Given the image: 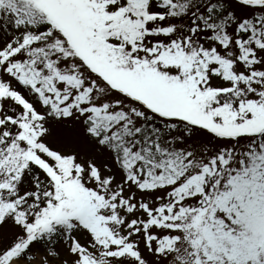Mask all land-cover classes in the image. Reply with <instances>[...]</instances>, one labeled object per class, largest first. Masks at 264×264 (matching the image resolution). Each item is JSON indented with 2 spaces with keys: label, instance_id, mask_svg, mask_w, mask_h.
<instances>
[{
  "label": "snow or ice",
  "instance_id": "snow-or-ice-1",
  "mask_svg": "<svg viewBox=\"0 0 264 264\" xmlns=\"http://www.w3.org/2000/svg\"><path fill=\"white\" fill-rule=\"evenodd\" d=\"M0 264H264V0H0Z\"/></svg>",
  "mask_w": 264,
  "mask_h": 264
}]
</instances>
